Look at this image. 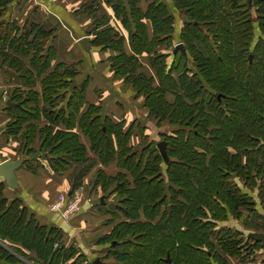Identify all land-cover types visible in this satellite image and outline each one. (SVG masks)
<instances>
[{"label":"trees","instance_id":"16d2710c","mask_svg":"<svg viewBox=\"0 0 264 264\" xmlns=\"http://www.w3.org/2000/svg\"><path fill=\"white\" fill-rule=\"evenodd\" d=\"M15 1L0 0V66L17 72L21 76L17 81L28 92L23 95L20 88L12 92L9 101L17 107L8 108L14 119L6 133L18 139L21 135L26 141L22 147L33 148L35 143L39 150L32 151L59 155L49 159L55 172L63 171L69 161L77 164L70 181L81 183L97 162L107 166L114 161L133 179L131 183L126 173L118 172L117 178L107 177L103 183L105 173L97 172L96 184L104 191L118 179L116 212L127 219L95 242L110 245L100 260L104 264H230L229 258H237L249 263L263 246L240 230L218 225L247 214L245 231L263 229L264 214L255 209L253 200L248 203L247 196L254 197L237 181L257 184L262 174L258 161L264 162V0H172L185 17L179 41L184 55L175 49V18L162 0H146L145 12L139 8L140 0H106L129 33L133 55L124 50V36L103 16L97 19L100 6L95 0L83 9V15L95 14L98 20L92 46L118 53L108 59L113 75L125 79L158 125L169 122L171 127L197 129L191 136L199 145L204 143L200 146L202 154L211 157L208 165L193 152L190 135L185 142L184 129L163 141L168 163L151 144L128 157L133 150L127 146L131 130L124 133V122L116 125L102 116L100 106L87 105L88 84H75L76 67L59 63L52 68L56 52L50 46L46 55L43 44L52 32L34 21L20 26L2 20ZM102 26L106 29L98 32ZM145 55L156 78L143 73L140 58ZM23 58L30 59L28 65ZM35 71L42 79L41 94L33 89ZM85 106L88 110L81 113ZM42 119L48 121L45 127L34 124ZM76 126L81 134L74 133ZM210 127L215 128L212 138L205 139ZM81 135L90 141L96 160L88 159ZM169 140L180 148L176 156L180 163L171 160L176 152ZM136 156L139 160L133 164ZM163 162L166 179L161 173ZM23 165L32 174L42 166L28 159ZM166 184H177L180 191L175 193L171 186L168 190L174 195L164 196ZM6 187L0 182V264H92L75 246H65L56 227L39 223L22 200L6 198ZM258 195L264 203V189Z\"/></svg>","mask_w":264,"mask_h":264},{"label":"crops","instance_id":"0c3cea01","mask_svg":"<svg viewBox=\"0 0 264 264\" xmlns=\"http://www.w3.org/2000/svg\"><path fill=\"white\" fill-rule=\"evenodd\" d=\"M17 1L18 0H16L11 6L12 9L8 8L9 10L7 11L4 18H2V20L4 22H16L20 26H24L29 22L28 20H31L36 22L37 24H40L41 27L43 26L46 32H52V38L45 40L43 43L44 50L47 46H52L56 52L55 59L52 61V68L58 66L59 63L67 64L71 67L78 65L75 84L81 85L83 82L88 84L86 87L87 105L92 104L100 106L103 111L102 116L110 118L116 125L120 122H124L125 126L123 127V132L126 133L127 130H131L132 132L130 142H128L127 146H129L131 149L138 148L139 151L145 149L147 146L145 145L143 147L145 143H141L139 146L134 147L136 145L135 143H133V141L134 139H143V142H145V140L149 137L150 139H153L152 135L155 136L156 134V131H154L155 127H157L156 121L151 120L148 117V110L146 108L145 109L147 111L143 114V123H147L145 126L138 120H132L131 114L127 116L123 115L124 111L118 104L120 103V101L122 102L123 99V91L120 88L122 83H120V81H116L108 62V59L114 58V56H117L118 53L115 50L113 51L112 49L103 50L101 48L99 49L92 46V41L94 39L92 30H95V22L98 21L96 20V17L97 19H99V16H103L107 20V24L109 23L112 28L114 27L115 30H117L119 33H121L122 36H124L125 43L123 47L125 48L124 50L126 54L133 55L131 47L129 46V33L126 32L121 22L115 18V12L111 5H108L106 3V0H95L96 4L100 6V11H98L95 17V14L83 15L84 7L86 5L89 6L93 0H85L84 2H82V0H61L56 4H54L50 0H20V4ZM166 2L170 6L168 7V5L165 3L168 9L171 11V13L172 10H174L173 15L180 23V27H177V36L173 34L175 40L173 44L176 46V44L180 43V30L183 27L185 17L184 14L175 7V4L172 0H166ZM80 3L84 7H80ZM139 4V8H141L144 12L147 11L149 2H147L146 0H140ZM80 9L81 11H79ZM180 17L182 19V24L180 22ZM150 28L149 31L151 32ZM104 29H106V26H102L98 30V32ZM82 37H88L90 40L89 46L90 48H92V52L88 58H85L84 52H82V49L78 45V40ZM45 52L46 50L44 51V53ZM23 59V61L28 65L30 59ZM87 61L91 63V67L88 66ZM140 61L143 62V73L149 77L156 78L154 69L149 64L148 56H142V58H140ZM12 73L13 71L0 66V163H4L5 160L18 161L20 158H23L24 161L28 159L25 157H20L19 155L18 148L20 142H22L21 139L18 140L17 136H11L10 134L6 133V126L8 124H11L12 120L14 119L11 112L8 111V108L17 107L15 104L14 106L6 105L9 101V92H11L13 87L17 86L18 82L16 76L14 75V73ZM42 78L44 79V76ZM41 88V81L36 80L35 87L33 88L34 91L40 93ZM130 93L133 95V91L129 89L128 94ZM60 106H64V103L60 104ZM87 110L88 106H85L82 109L81 113H84ZM34 124L45 127L48 124V121L42 119L40 123L35 122ZM74 133L81 134L78 126L75 127ZM159 134L160 136L162 135V133ZM82 137L84 136L81 135V141ZM87 141L89 142L88 145L90 147V141ZM83 144L87 148L88 159L92 158L96 160V157H94L95 153H89V148L86 146V142H83ZM23 161L22 165L18 170H16L15 173L16 178L18 179L19 192L10 190L8 187H6V190L4 191L5 197L9 200H12L14 198L22 200L24 205L27 206L35 214V217L37 219L39 217L38 220L42 225H46L49 228L56 227L61 233L62 230H67L71 236H69V238H63V242L67 245L66 247L74 245L81 254H83V248L87 249L88 255L84 256L88 258V256L91 257L94 254L93 258L91 257L92 261L88 258V260L93 263L94 259L99 258L97 252L103 250L104 247L95 244V237L91 236L89 232L83 229L84 223L77 224L79 215L83 212V208H81L82 211L79 213L78 219L71 221L62 220L55 214L54 216L53 214L49 213L48 209L49 206H51L50 204L53 202V200L56 199V195L58 193H65L67 195L71 194L72 191L69 187V176L73 172H75L76 167H70L69 169H67L69 171L66 170V172H62V175L60 176L53 173L49 174L47 173L46 164L44 163V161H42V159H39V162L43 163L44 168H42L40 172L32 174L31 171L23 167ZM107 166L108 168L110 166L112 167L111 171H120L116 161L110 163ZM94 168V172L99 169H102L104 171L108 170V168H106L105 165L103 166L100 162H97ZM118 172L116 173V175H118ZM65 173H68L67 176ZM25 195H27V199L25 198ZM252 197L254 196L252 195ZM89 200H91V202L93 201L92 198L88 199V201ZM258 201L260 202L258 203ZM253 203L255 204V209L259 211V214H264V203L262 202L261 204V199H259L257 195H255V197L253 198ZM42 206H44L45 211H43ZM38 212H40V214ZM241 219L240 221L236 220L237 222L231 221L230 223L234 228H237L236 230H240L245 233V236H248L252 232L245 231L244 226H241ZM243 219L247 220L245 217H243ZM114 225L115 224H110L109 226H107L108 228L105 229V233L103 235L104 237L111 232V229ZM224 225L225 224L223 223H219L218 227L221 228L222 226L224 227ZM262 246L263 248L261 250H255V255L253 256V259L249 261V264H264V245L262 244ZM229 262L230 264H246L241 263L237 258H229Z\"/></svg>","mask_w":264,"mask_h":264},{"label":"rangeland","instance_id":"374dc122","mask_svg":"<svg viewBox=\"0 0 264 264\" xmlns=\"http://www.w3.org/2000/svg\"><path fill=\"white\" fill-rule=\"evenodd\" d=\"M29 1V0H28ZM27 1V2H28ZM85 0H82V2H84ZM19 4L21 3V1L20 0H18L17 1ZM163 2L164 3H166L167 5H168V7H170L169 6V4L166 2V0H163ZM57 3V2H56ZM55 3V4H56ZM34 4V3H33ZM9 8H11V5H9L8 6ZM80 7H84L81 3H80ZM12 9V8H11ZM174 10H172V13H171V15L175 18V23H174V35L175 36H177V34H178V31H177V27H180V23H179V21L177 20V18L173 15L174 13ZM29 22H31V20H28ZM180 22H181V24H182V19H181V17H180ZM256 35H259V32H258V29H257V31H256ZM49 39H51V38H49ZM48 40V39H47ZM254 41H256V38H254ZM79 45V44H78ZM49 47L50 46H47L46 48H45V50H46V55H48V49H49ZM80 48H81V46H80ZM82 49V48H81ZM82 52H84V55H85V58H88L89 57V55L91 54H89L87 51H85L84 49H82ZM92 52V51H91ZM87 63H88V66L89 67H91V63H89L88 61H87ZM78 66V65H77ZM77 66H73V67H76L77 68ZM8 69V68H7ZM9 70H11V69H9ZM11 71H13V70H11ZM13 73H14V75L16 76V79L18 78L20 81H21V76H19L18 74H17V72L15 73L14 71H13ZM12 73V74H13ZM37 73H36V71H35V73H34V79H37V80H42V79H38V78H36V75ZM113 74V73H112ZM114 76V75H113ZM114 78L116 79V81H120V83H122V85L120 86V88H121V90L123 91V99H122V102L120 101V103H118L119 104V106H120V108L121 109H123V111H124V113H123V115L124 116H127V115H132V117H131V119L132 120H138V121H140L141 123H143V121H144V117H143V114H144V112H146L147 110L145 109V107L143 108V103L141 102V100H139V99H137V98H135V96H136V93H135V91L133 90V89H131L130 87H128L127 86V83L125 82V79L124 78H122V79H117L115 76H114ZM83 82V81H82ZM20 83L21 82H17V86L16 87H13V89L11 90V92H9V98H11V95H12V92L14 91V90H16L17 88H20L22 91H23V95H26V91L28 92V90H27V88H25V87H23V86H21L20 85ZM35 84H36V81H35ZM82 85H85L86 86V83L85 82H83L82 84H81V86ZM129 89L130 90H132L133 91V95L130 93V94H128V91H129ZM130 119V120H131ZM157 123V122H156ZM144 124V126L147 124L146 122L145 123H143ZM26 125H24L23 127L24 128H26L25 127ZM22 127V128H23ZM62 128H64V127H62ZM182 129H184L185 131H186V138H185V142H186V140H188V137H189V135L191 136L192 134H194V132H196L197 131V129H195L192 125H190L189 127H187V128H185V126H179V124L178 125H174L173 127H171V124L169 123V122H166V123H163V124H157V127H155V130L154 131H156V134H155V136L154 135H152V138L153 139H150V137L149 138H147L146 140H145V142H143V139H138V140H136V139H134V141H133V143H135V145L136 146H134V147H137V146H139L141 143H145L144 145H143V147L145 146V145H147V146H149L148 144H151L152 146H151V148H154V149H158V144H160V143H162L164 140H167V138L168 137H170L171 136V138H175L174 137V135H175V133L176 132H178V131H182ZM209 129V131H207L208 132V134L209 135H207V137L208 138H205V139H209V138H212V135L210 134L211 133V130H213V129H215V128H213V127H210V128H208ZM159 133H162V135L160 136V134ZM159 134V135H158ZM202 134V133H201ZM83 136V135H82ZM176 136H177V133H176ZM21 135H20V137H19V139H21ZM18 139V140H19ZM190 139H194L193 141H192V143L193 144H190L191 146H193V148L195 147V149H193V152H197L198 154H200V157H202L201 158V160L204 158V161H205V164L206 165H208L209 164V161H210V159H211V157L209 156V155H203L202 153H204L205 151L203 150L204 148L203 147H201L202 146V144H204V143H200V145L198 144L199 143V141H196V139L193 137V136H191V138ZM21 141H23V142H26L25 140H23V139H21ZM82 141L83 142H86V146L89 148V153H91V152H93L91 149H90V147H89V145H88V141H87V139L86 138H84V137H82ZM170 141V140H169ZM174 141H180L179 140V138L177 139V140H173L172 142H174ZM23 142H20V144H19V148H18V150H22L21 152H20V156L21 157H25V158H28V160H30L31 162H35V163H37V166H38V164H42V166H41V169L42 168H44V165H43V163H40L39 161H37V159H42V161H44V163L46 164V168H47V173H53V174H55V175H62V172L64 173V171L66 172V170L67 169H69L70 167H76L77 168V164H75L74 162H72V161H69V164L67 165V167L63 170V171H61L62 170V168H63V166L61 167V164L60 163H58V164H55L57 167H59V171H61L60 173L59 172H55L54 171V167H53V165L50 163V161H49V159H51V158H60L59 157V155H55V156H50L49 155V151L47 152V153H43V154H41L40 152H38V151H35V150H39L38 149V145H35V143L33 144V148H31L29 145L28 146H23L22 147V145H23ZM171 142V141H170ZM170 143L171 144V150H174L176 153H175V155H174V157H172L171 158V160H172V162H177V163H180L179 162V158H177L176 156H177V154L180 152V148H179V146H177V147H173L172 145L174 144V143ZM178 143L179 142H176V144L178 145ZM201 148H200V147ZM33 149H35L34 151H32ZM133 150H132V152H130V156H128V157H133L132 155H134V153L135 152H139V154L141 153V151H139L138 150V148H132ZM32 151V154H29V151ZM94 153V152H93ZM252 155H254V156H258V155H256V153H255V151H252ZM91 156H93V155H91ZM97 155L95 154V156L94 157H96ZM127 157V158H128ZM146 157H147V154H146ZM146 157L144 158V161L147 163V161H146ZM90 159H92V158H90ZM89 159V160H90ZM92 160H94V159H92ZM135 160V161H134ZM134 160L132 161L133 162V164H136L137 163V161L139 160V157L138 156H136V158H134ZM243 160V159H242ZM246 158L243 160V163H245L246 162ZM123 161V160H122ZM245 161V162H244ZM83 164V166H87L88 165V162H84V163H82ZM163 164H164V166L163 167H161V173L162 174H164L163 175V177H164V179H166V178H168L167 177V173H166V170H164V168H167V164L166 163H164L163 162ZM260 164H261V167H260ZM55 166V167H56ZM112 166V165H111ZM109 167L108 168V166H106V168H108V170H102V169H99V170H96L95 172H94V170H95V168L93 167V169H91L90 170V172L88 173V175L85 177V179H83V181L81 182V183H79V181L78 180H76V179H74V178H72V180L70 181V190L72 191L71 192V194L70 195H72L74 192L75 193H77V192H84V194H83V201H82V203L81 204H83L82 205V208H83V212L82 213H80L82 210H80L79 212H78V214H73L71 217H70V221L71 220H75V219H78V215H79V213H80V215H79V219H78V222H77V224H79V223H84V227H83V229L84 230H86L87 232H89L90 233V235L91 236H94L95 238V241L94 242H96L97 240H99L101 237H103V235H104V233H105V229H107L108 227L107 226H109L111 223L112 224H120V222H123V221H126L127 219L124 217V216H121V215H117V212H116V209H118V208H116V207H118L119 206V200H118V198L120 197H118L117 196V194H115L114 193V190L116 189L115 188V186H116V184H118L117 183V180H115V181H113L114 183L108 188V190H106V191H104L102 188H101V186L100 185H97L96 184V182H97V172L98 171H103V173H105L104 175H105V177H102V181H103V183H105L106 182V179H107V177H111V178H117V176L118 175H116V173L118 172H116V171H111L112 170V167ZM258 167H259V169L261 168L262 169V174H261V176L259 177V178H257V180H256V183L257 184H254V183H248V184H245L244 182H243V180L244 179H240V181H237V183L238 184H241L242 185V187L241 188H244V191L245 190H247L248 192H249V194L252 196H254L255 197V195H257V197L259 196L258 194L260 193V191H262L263 189H264V162H262L260 159H259V161H258ZM41 169L38 171V172H40L41 171ZM67 171H69V170H67ZM76 171V170H75ZM119 172H124V173H126L128 176H129V172L128 171H126V170H124V171H122V170H120ZM247 172L245 171L244 173L243 172H241V174L243 175V176H245V174H246ZM66 174V176H67V174L68 173H65ZM111 174V175H110ZM121 176H123L124 177V175H122L121 174ZM128 176H127V178H128ZM129 179H130V182L132 183L133 182V179L131 178V176H129ZM86 180V181H85ZM71 182H72V184L73 185H75V189L72 187V184H71ZM119 182V181H118ZM246 185V188H245V186H244V184ZM172 185H169V184H166L165 185V188H166V192H165V194H164V196H171V193H173V191L171 192L170 190H168V187H171ZM173 187V189L175 190V193L176 192H178V191H180V188L178 187V185L177 184H175V185H173L172 186ZM14 191V190H13ZM19 192V191H18ZM64 195H66L65 193H63ZM63 194H61V195H63ZM60 195V193H58L57 195H56V198L58 197ZM70 195H68V196H70ZM173 195H174V193H173ZM53 196V195H52ZM27 197V195H25V198ZM92 198V202H91V200H89L88 201V199H91ZM103 198V199H102ZM247 198H248V203H249V201L251 202L253 199H251L250 200V198L247 196ZM259 198V197H258ZM27 199V198H26ZM100 199H102V202L104 203H101V200ZM169 199V198H168ZM56 200V199H55ZM26 202V201H25ZM53 202H54V200H53ZM52 202V203H53ZM260 201H258V203H259ZM262 199H261V204H262ZM27 203V202H26ZM52 203L50 204L51 206H49V213H51V214H55V215H57L60 219H61V216L58 214V213H55L54 211H52ZM31 208H32V206H31ZM42 208H43V211H45V209H44V206H42ZM38 211V210H37ZM244 212H246V213H248V211H245L244 210ZM39 214H40V212H38ZM44 213V212H43ZM34 214V213H33ZM114 214H116V215H114ZM45 215V214H44ZM54 215V216H55ZM34 216H35V214H34ZM230 217H231V215H230ZM245 217H247V214H246V216ZM36 218V217H35ZM72 218V219H71ZM38 219H39V217H38ZM37 218H36V220H38ZM230 219H232V220H227L225 223H223V224H225V225H227V226H225V227H229L230 226V228L231 227H233L232 225H231V221L233 222H237V221H240V220H237L236 221V218L235 217H231ZM63 220V219H62ZM242 220V222H240L241 223V226H244V222H245V220L242 218L241 219ZM39 221V220H38ZM39 223H40V221H39ZM222 223V222H221ZM220 223V224H221ZM220 228V227H219ZM218 228V229H219ZM244 228H245V226H244ZM237 228H231V230H236ZM247 232V231H246ZM262 233V232H261ZM69 236H71L70 235V233L67 231V230H62V240H63V238H65V237H67V238H69ZM72 238V237H71ZM212 240H214V239H212ZM67 241H68V239H67ZM58 244H54L53 245V247L55 248V249H57L58 247ZM65 246H67L66 244H65ZM74 246V245H73ZM99 246H103L104 248H103V250H101V251H99V252H97L98 253V256L100 257V256H103V255H105L106 254V250H107V248L110 246L109 244H107V246H105V245H99ZM83 254L86 256V255H88V250L87 249H85V248H83ZM247 254V253H246ZM93 256H94V254H93ZM93 256H91L92 258H93ZM244 256H248V254L247 255H244ZM91 257H89L88 256V258L92 261V258ZM87 258V259H88ZM88 261V260H87ZM81 263V262H80ZM94 263V262H93ZM249 264V263H248Z\"/></svg>","mask_w":264,"mask_h":264},{"label":"water","instance_id":"95a60500","mask_svg":"<svg viewBox=\"0 0 264 264\" xmlns=\"http://www.w3.org/2000/svg\"><path fill=\"white\" fill-rule=\"evenodd\" d=\"M89 38H81L78 40L79 46H81L82 49L87 51L89 54L92 51V48H90L89 44ZM176 51L180 50L182 54H185V48L181 43L176 44L175 46ZM250 59H252L251 56H249ZM7 106H14L11 101H8L6 104ZM158 150L161 153L160 155L162 158L165 160L166 163L169 162V158L166 156V147L165 144L160 143L158 144ZM23 158H20L18 161H10V160H5V162L0 163V182H4L5 185L8 186L10 190H16L17 192L19 191V185H18V179L16 178V170L20 168L22 165ZM263 225V232L262 233H250L247 237L251 238V240H254V242H259L261 245H264V221L262 222ZM168 257V256H167ZM168 263H171V260L168 259L166 260ZM93 264H104L99 258L94 259Z\"/></svg>","mask_w":264,"mask_h":264},{"label":"built area","instance_id":"2783aa9c","mask_svg":"<svg viewBox=\"0 0 264 264\" xmlns=\"http://www.w3.org/2000/svg\"><path fill=\"white\" fill-rule=\"evenodd\" d=\"M54 4L61 0H50ZM83 194L84 192H77L73 193L72 195H59L56 200L52 203V211L58 213L63 220H70V217L73 214H78V212L82 208V201H83Z\"/></svg>","mask_w":264,"mask_h":264},{"label":"flooded vegetation","instance_id":"af4514ba","mask_svg":"<svg viewBox=\"0 0 264 264\" xmlns=\"http://www.w3.org/2000/svg\"><path fill=\"white\" fill-rule=\"evenodd\" d=\"M93 264V263H92Z\"/></svg>","mask_w":264,"mask_h":264}]
</instances>
